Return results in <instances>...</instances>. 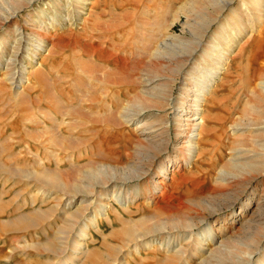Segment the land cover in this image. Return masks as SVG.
I'll list each match as a JSON object with an SVG mask.
<instances>
[{"label":"rangeland","instance_id":"obj_1","mask_svg":"<svg viewBox=\"0 0 264 264\" xmlns=\"http://www.w3.org/2000/svg\"><path fill=\"white\" fill-rule=\"evenodd\" d=\"M238 1L231 7L236 8ZM212 5L210 0H87L77 9L73 1L33 0L6 20L1 16L8 11L0 10V41L4 42L0 52V264L65 260L73 241L79 239V223L100 206L91 203L92 195L53 189L44 199L36 188L26 185L27 172L45 168L60 173L71 187L86 185L89 178L84 171L103 166L140 170L133 176L140 177L132 184L126 182L121 192L113 182L97 188L118 213L108 210V220L99 218L97 232L87 229L82 239L87 254H78L77 264H118L113 259L159 264L161 255L153 247L135 253L132 243L130 249L124 246L127 225L118 217L124 222L140 220L136 224L142 221L150 228L154 220L149 219L155 215L172 219L164 217L165 206L175 208L178 220L194 219L195 233L208 229L216 233L189 264L205 256L206 264H257L258 250L264 247V180L234 166L259 160L257 145L263 137L250 126L264 121V95L255 87L264 79V20L253 33L237 36L226 48L222 25L230 14L227 8L219 11ZM182 6L185 10L177 12ZM260 9L264 15V0L254 12ZM54 11L61 14L50 25ZM175 11L178 20L170 26ZM214 16L217 19L206 28L204 20ZM167 26L170 29L165 32ZM167 32L171 43L181 40L188 50L194 47L192 54L176 45L172 57L150 56ZM197 34H203L201 41ZM38 38L42 39L39 48L33 47ZM213 44L219 47L218 53L204 54ZM218 54L223 58L221 74L201 103L202 127L184 164L182 154H175L176 141L183 135L178 126L183 123L174 120L173 109L188 111L186 89L196 75L206 78L208 69L220 62ZM102 74L107 82L100 78ZM102 87H108L105 94L111 114L97 118V89ZM254 89L256 94H250ZM47 108L56 121L42 118ZM140 108L145 110L139 113ZM118 115L123 118L117 120ZM50 140L58 146L47 144ZM54 148L56 158L49 157L47 151ZM170 157H175L173 166L168 163ZM16 170L21 178L14 176ZM220 171L233 177L223 178ZM118 196L122 200L116 203ZM82 197L85 208L91 205L84 217L67 219L72 221L71 228L62 235V212L67 207L73 211ZM154 199L156 204L151 202ZM34 209L46 213L40 225L16 230L19 216L32 215ZM46 243H62V247L54 253L45 250Z\"/></svg>","mask_w":264,"mask_h":264},{"label":"bare ground","instance_id":"obj_2","mask_svg":"<svg viewBox=\"0 0 264 264\" xmlns=\"http://www.w3.org/2000/svg\"><path fill=\"white\" fill-rule=\"evenodd\" d=\"M32 1L33 0H0V3L2 2V5L0 4V10L8 11L7 13H5V15L1 14L2 15L1 18L3 20L8 19L9 16L11 14H13L12 12H15V11L23 8L24 5L31 4ZM65 1L67 3H69L70 1H73L75 8H77V9H79L81 7L80 6L81 4H84L87 2V0H65ZM233 1L234 0H210L211 4L216 5L218 7L219 11L223 10L224 8H227L229 11L230 15L228 18H226L227 19L226 23H224L222 25L223 26L222 30H223V34H224V36H222V37H223V41H224L226 48H230V46L232 45V41H234V39L237 36L243 35L246 32L254 31L256 29V26L259 23L261 24V21L264 20V15L261 14V9H260V11L254 12L255 7L261 8V4H262L263 0H239L238 6L236 8L231 7ZM183 9L185 10V6L180 7L179 10H177V12L183 11ZM177 12L175 11V13L173 15V20L170 23V26H172L174 24V22H176L178 20V16H177L178 13ZM2 13H4V12H2ZM219 13H221V12H219ZM60 14H61L60 12L54 11V14L49 15L51 17L50 25H52V23L54 21V17L56 15H60ZM217 17L218 16H214L212 19L204 20L206 28L210 29V23L211 22L213 23L217 19ZM2 23L3 22H0V25ZM44 23H46V22H44ZM169 29H170V27L167 26L165 32ZM205 31H207V30L205 29ZM229 31H231L233 33L231 36L227 37V33ZM165 35H167V36H164V38H161V39L157 38L158 41H157L156 47L151 51V54H150V56H152L153 58L174 56L176 54V50H177L176 45L177 46L181 45L182 46L181 49L182 50L185 49L187 51V53L189 54V56L192 54V51H194V47H192L190 50H188L189 49L187 46L188 44H186L185 42H183L181 40H177V42L171 43L170 36L168 35V32ZM202 36H203V34L202 35L197 34L198 41H201L200 38ZM27 37H29V36H27ZM39 38H38V40H39ZM41 38H43V37H41ZM41 40L42 39H40L39 42H37L35 40L33 43L34 46L33 45L32 46L33 47L37 46L39 48V43ZM15 41H17V39ZM3 44H4L3 39H1V41H0V52L3 51V48H4ZM195 44H198V42H196ZM216 45L217 44H213L211 48L206 47L204 49L203 53L206 54L209 52L211 54H215V53L217 54L219 47H217ZM219 52H220V50H219ZM204 54L202 56L203 58L206 57ZM0 55H1V53H0ZM224 55H225V53H224ZM217 58L220 62H217V63L215 62L216 64H214L210 68V70L208 69V73L206 72V75H207L206 78H203L202 76L196 75L195 79L192 82H190L188 89H186V94L184 96L186 97V100H187L188 111L187 112H185L184 110L178 111L177 108L173 109L174 120L175 119H176V121L180 120V123L181 122L183 123V125L178 126V127L183 128V131H182L183 133H181L183 135H180L181 138L177 139V141H176L175 154H178V153L182 154V158H183L182 162L184 164L186 163V159H187L188 154L191 153V150L194 147V143L197 142L196 140L199 137L198 131L202 127V121H200L198 118V116L200 115L201 103L205 100L206 95L211 90V87L215 85V83L217 82V79L219 78V75L221 74L219 63L221 64V61L223 58L219 54H218V56H216V60H217ZM200 73L201 72L199 71V74ZM104 76L105 75L102 74L100 76V78L102 79L103 82H107ZM255 87H256V89H258L259 93L264 95V79H259L257 81ZM256 89L251 90L250 94L255 95ZM97 90L100 92L97 94V96H98L97 104L98 105L96 107L95 113L97 114L96 115L97 118H103V117H106L109 114H111V107L109 106V104L107 102L108 95L105 94V92H107V90H108V87H102V88L97 89ZM13 94L15 97H17L19 95V92L16 91ZM111 98H112V96H111ZM144 110L145 109L140 108L139 113L143 112ZM42 116H43L42 118H44L48 121H51V119H52V121H56V117L53 115L52 111L48 108L42 113ZM121 118H123V117H121L119 115L117 116V120H120ZM37 119H38V117H37ZM63 122H64V120H63ZM251 125L252 126H250V128H253V129L257 128V131L261 132V135L263 137V140L259 141L260 144L257 145L259 150L256 153L257 154L256 156H257V159H259V160L255 161V162L252 161V162L244 164V165H235L234 167L241 169L244 172L249 171V173H251V172L257 173L258 176L264 180V121L263 122H254ZM239 129H240V127L238 129H236L237 132ZM178 134H180V133H177L176 135H178ZM47 144H51L55 148L58 146V143H54V140H50ZM51 145H49V146L51 147ZM47 152L50 153L49 157L56 158V153H57L56 149L55 150H49ZM175 157H170L168 159V163H171V164L174 163ZM35 162H36V164H41L40 160H37V161L35 160ZM173 165L174 164H172V166ZM172 166L169 165V168H171ZM167 169H168V167L166 168V171H167ZM19 172H21V171L16 170L14 172V176L16 178L20 177L18 175ZM139 173H140V170H133L129 167H124L122 169H116V168H109V167L103 166V167H100V169H98L96 171L93 169L84 171V174L89 178L88 179L89 181L86 185H82L79 183L78 184L73 183L74 185L69 187L66 184V182L60 178V175H59L60 173H50L49 171L45 170V168H44V170L42 168V170H40L39 172L35 171V170L27 172V175L24 176V180H26V182H27L26 185H30V187L33 186L34 189L36 188L35 192L41 193V195L43 196L44 199L47 198V196L50 192L51 193L53 192V191H51L53 189L57 192L72 193V195H74V196L78 195V196H84L85 197L88 195H92L91 203L97 204V202H98V204H100V206H98L99 208L97 209V211H94V213H91L90 217L85 218L84 222L82 221L81 223H79L80 226H79L78 231H77V237L79 239L73 241V243L70 247V250H72V252L69 254V256L65 260L59 261L58 264H77V262H78L77 255L80 253L87 254V252H86L87 250L83 251L85 249L84 248L85 245H83V242H82V239L87 236V229L92 227L97 232L98 225H99L98 220H99V218H102V217L105 218L106 220H108L107 219L109 217V215L107 213L108 210H111L113 213H115L117 215L118 212H115L117 210H115L114 206L110 207V203L105 202L103 200V198H101L103 193H101V191H98L97 188H102L104 185H106L110 182H113V183H116L115 189H117V191L121 192L122 186H124V184H126V182H128L129 184L130 183L132 184L133 180L139 179L140 176L139 177H133ZM161 173L164 174L165 172L162 171ZM220 173L223 176V178L225 176L233 177V175L228 174L227 171L226 172L220 171ZM253 175H255V174H253ZM159 177H160L159 179L161 181H163L162 176H159ZM119 182H121V184H118ZM31 195H36V194H31ZM53 195H55V194L53 193L52 196ZM36 196H38V195H36ZM84 197H82V199H80V203L77 205V207L75 206L76 208L73 211L72 210L69 211L70 207H67L62 212L61 218H62V221L65 222L62 230H59V233H62V235L64 233L69 234L68 228H71L70 222H72V221H67V219L71 217V219L77 220L79 218L84 217V214H83L84 211H86L89 208V206L91 205V203H90V204H87L89 206H87L86 208L84 207V205L82 204L83 199H85ZM30 199H31V197H30ZM57 200H59V199H57ZM121 200H122V198H120L118 196L115 199V202L119 203ZM250 200H251V196L249 195L248 197H246V201L243 204V206L245 205L244 208L248 206V203ZM35 201H37V200H34V202ZM152 201H154L153 204L157 203V201L155 199L151 200V202ZM34 202H33V204H34ZM72 202L73 201L70 200L68 203V206ZM85 202H87V201H85ZM162 211L167 213V215H165L164 217H169V215H171L172 219L169 221L167 218H162L161 216L155 215V216H153V218L149 219L151 221L154 220V222L150 228L146 227L145 222H143V224H142V221L140 223L141 225L136 224V222H140V220L135 222L132 219H130V221L124 222L123 220H121L118 217V220L121 221L123 225H127V230L125 231L127 239L125 238L126 240H125L124 246H126L127 248L129 247V249H130V244L132 243L133 244L132 250L135 253H137L140 249L146 250V248L148 249V248L153 247L152 250L155 253H158L161 255L160 261H159L161 264H172V263H174V264H189V262L191 260H193V259L197 260V257L199 256L200 251H202L204 249L205 243L207 244V242H209L211 240V238L216 234L214 229H208V230H205L201 233H199V232L195 233L194 228H197L198 225L194 219H188L186 221L178 220L176 217L177 211L175 210V208H169V206H165V209H163ZM31 214H32V212H31ZM44 214L46 215V213H44L40 209H37L33 212L32 215H21L16 220L14 228H16V230H20V229H26L27 226H31L34 228L38 227L41 223L40 219H43L45 217ZM47 214H48V212H47ZM171 221H172V223H171ZM72 226H73V224H72ZM49 228H52V227L50 226ZM162 231H167V233H169V234H167L166 237L157 236L156 233L162 232ZM44 232H45V229L42 230V233H44ZM55 233H57V232H55ZM59 233H57V234H59ZM181 234H182V236L179 237ZM35 237L37 238L38 236L35 235ZM60 239L64 240V238L61 236H60ZM35 244L37 245V243H35ZM43 247H45V250H49L51 252L56 253L57 250H59L62 247V243H60L59 246L54 245L52 243H46L43 245ZM213 253H214V251H213ZM258 253H259V258H258L257 264H264V247L261 250H258ZM208 256H213V255H212V253H209ZM205 257H204V259H203V257H201L202 260H200L197 264H206ZM206 260H207V258H206ZM115 261H117L118 264H127L124 260L119 261L117 259H113V262H115Z\"/></svg>","mask_w":264,"mask_h":264}]
</instances>
